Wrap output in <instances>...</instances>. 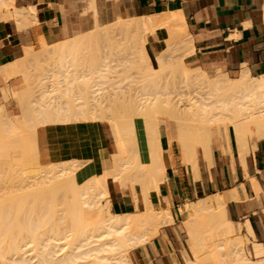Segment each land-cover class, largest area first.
Returning <instances> with one entry per match:
<instances>
[{
	"label": "bare ground",
	"instance_id": "6f19581e",
	"mask_svg": "<svg viewBox=\"0 0 264 264\" xmlns=\"http://www.w3.org/2000/svg\"><path fill=\"white\" fill-rule=\"evenodd\" d=\"M88 1L91 9L97 15L94 5L96 4L95 0ZM179 14L165 13L155 18L119 19L109 25L99 24L95 16V28L90 32L77 33L76 36L64 41L53 42L54 44L52 45H47L42 41L43 51L49 52V55L46 53V57L49 60L47 61L45 56L44 59L41 58V55L40 59L42 60L40 61L43 62H40V64H46L45 61H47V65L51 66L50 59L52 57L50 58V56H58V62H53V60L51 62L53 63V68H58L55 71L59 70V73H56L58 74L57 78L59 83L56 82L58 83H55L56 87H52L58 88V92L63 87L64 90H60V94L61 91L63 92L61 96L56 90L58 96L53 91L55 88L50 90L51 87L47 86L49 90L45 88L46 90L41 92L42 99L39 102L34 103L32 98L31 101L28 100L31 97L28 96L30 95L28 93L31 89L29 79L31 80L30 76L33 73L32 71L30 75V70L31 68H34V70L41 69V65L35 64L36 67L38 65V68H36L32 67L31 63L30 65L28 64L32 52L29 47L24 48L22 58L0 67V75L4 77L6 82L10 79L17 81V77H21L25 84V88H21L22 85L20 84L13 88L7 86L3 89L5 97L7 98L10 94L14 96L15 100L18 99L17 102L19 101L18 104H21L19 105L22 106L23 110L20 118H13L7 111L5 105H3L5 102L0 105V121H4L2 123L0 122V124H3L5 128L7 127L6 130L9 129L11 133L22 132L24 130L22 126L23 122H32L34 134H36V130L40 124H46L48 122L50 116L48 112L51 109L54 112L53 114L58 118H62V123L94 122L99 128L100 120L106 119L105 117L107 116H92L91 113L89 114L90 117L87 115V112L88 110L91 112L95 109V105H104L102 100L106 95L104 90L112 88L111 90H116L117 92L115 91V93L118 95L121 92H125L124 89H127L125 86L127 81V86H136L133 89H139L135 92L138 93V96L134 99L130 95L128 96L131 100L130 98L128 99L126 109L123 111L125 113L121 117L124 123L116 121L115 115H112L114 117H110V115L107 118L117 140V151L112 155L110 162L101 173L97 174L95 170H88L90 166L92 167L91 169H94V164L91 161L82 165L83 161L79 164L74 160H69L63 161L61 170L57 172L50 173L46 170H37L39 173H36L35 179L39 182L31 184L35 180L34 174L30 176L27 173H35L34 171L30 170L28 172L26 171V173L22 171L26 175V178L21 171L15 175V173L0 170V264H34L32 260L36 257H38L36 264H130L127 254L128 244H131L132 241H137V243L134 242L137 245L148 240L146 237L147 232L145 235V231L144 233L142 232L143 229L141 230L142 234L140 227L137 228L139 221L148 225L174 223L177 216L170 207L157 209L149 201L150 193L153 190H158L160 182L165 178V171L168 167L160 141L158 127L160 114L170 116L177 120L184 163L186 165L191 164L194 167L196 177L198 176L197 153L199 145L208 160L212 142L218 138L228 139L230 127L235 134L242 152L244 148L246 149L248 147V145L246 146V142L244 147V141L249 136L251 137L253 134L257 136L264 135V76L254 77L248 72H242L238 78L231 79L226 74L220 73L215 76H209L207 72L199 68H189L184 63L182 56L192 53L193 47L189 36L179 32L178 28H181L183 31L185 30L184 21ZM10 21L14 22L20 31L25 30L31 24L36 23L34 7L18 8L16 7L15 0H0V40L7 36L6 25ZM157 28L168 29L170 38L166 49L160 54H157L158 67L156 68L153 67L154 65L150 61L145 45L147 43V34ZM115 33L116 35L120 33L119 36L121 34L125 35L128 41L125 40V44H122L121 40L118 42L121 44L120 46L115 41ZM113 35L114 37H112ZM112 38L114 40L111 41L110 39ZM100 39H106L107 42L104 40L106 45H102ZM90 45L93 46L90 47ZM124 45L126 46V50L121 48ZM84 47H87L86 49H93L91 53L90 51L88 53L90 49L85 50ZM118 47L122 50L120 51ZM121 52L123 53L121 54ZM176 52L178 54L180 53L179 55L181 57H177L176 55L178 54L175 57L174 54ZM87 53L88 56H83L87 55ZM126 53H129V57H132L129 58L127 56L126 58L124 56ZM82 56L86 57L84 58L85 63L82 60ZM122 56L124 59L121 58ZM34 62L38 63V58L37 62L36 60ZM76 63L80 65L81 71L77 69L79 72L76 70V65L78 66ZM175 63L178 65L177 67ZM43 64L42 67H44ZM57 65L60 66L57 67ZM127 66L130 67L131 72H129L130 69H127ZM173 67H175L174 70L177 71L176 73L180 74V81L185 86L188 87L193 83L204 86L206 90L203 93L193 96L186 102H183L181 99L183 95L179 90L177 92L180 93H176V95H180L178 96V100L175 98V92L168 91L167 93H162L160 83H162L161 81L165 77V72L170 68L173 69ZM44 68L47 69V67ZM124 68L127 69L128 73L125 70L122 71ZM132 69H136V75V72ZM119 72H124V76L114 75ZM132 72H134V75ZM130 74L133 75L132 79V75ZM53 76L56 78V75ZM49 78L53 79L51 77ZM58 85L61 86L60 89L57 87ZM80 86L83 89L87 87L89 89L88 91H90V93L88 92L89 95ZM75 89L79 91L77 92ZM119 90L121 91L120 93ZM71 92L74 94L72 96L73 98L70 96L72 100L68 98ZM80 92H83L84 96L87 95L85 100L82 98L84 96ZM63 96L65 97L63 98ZM106 98L104 102L108 100ZM54 102L56 106L53 108L50 107L49 105ZM178 103H184L186 108L183 112L184 114L178 111ZM127 109L128 111H126ZM92 112L94 113V111ZM126 112L129 113L128 116H126ZM134 117L139 119L138 123L134 120ZM9 130H7L8 134ZM3 137L5 136L3 135L2 139L0 138V157L2 158L3 156L6 158L3 159L8 163L10 150H8L9 152L6 150L7 157H5L4 154L6 152L4 151L9 147L11 149V144H9L11 141L9 142L8 139L9 146L6 147L5 141L7 142L6 139L9 136L5 137V141ZM23 139L20 140L22 141ZM20 140L18 141L20 142ZM246 141L248 144V140ZM21 143L27 144L23 141ZM20 144H15L18 150V147L23 146ZM101 144L103 147L105 146L104 141ZM12 146L15 147L14 144ZM23 148L24 146L22 150ZM14 150L16 151V149ZM16 152L20 153L21 150ZM16 152H14V155ZM20 155H16V157ZM10 163L12 164V161ZM49 174H51L50 177H47L46 175ZM18 175L22 178L19 177L20 179L18 178L17 180ZM28 176L30 177V184L33 185L32 187L35 188L42 184H46V186L35 189L30 187L31 185L29 186V182L27 181ZM31 177L33 179L32 181ZM23 178L25 184L27 181L26 186L25 184L24 186H20L23 182L18 183ZM110 181L113 183L114 189L119 195L129 193L134 196V199H137V188H140L145 207L133 213H115L111 207L112 199L110 198L109 192ZM47 184H50V186ZM95 189L97 190L94 192ZM25 190L34 191L25 194ZM59 190L62 191L60 201L56 200V197L59 195L57 194ZM50 191L54 193L53 202L48 206L52 209L53 221L56 222L58 218L57 221H60L59 223L62 222V225H60L62 229L60 227H54L51 230V234H42L38 233V231L40 229H46V225L50 219H47L45 213L34 218L36 214L34 206L38 202H40V205L42 203L44 204L47 194L51 193ZM97 191L99 194L97 193L96 195ZM255 193L258 195L259 189H255ZM97 197L102 198L99 199ZM236 200H239V194L236 190H233L226 194H217L214 199L207 197L197 202H187L179 209V214L183 219L182 221L188 228V235L193 244V248L199 250L192 252L191 259L183 258L184 264H264V243L254 241L257 237L250 220L247 219L243 224L252 241V246L249 248L250 254L256 260L251 259L247 254L248 250L246 251V248L248 247L245 246V240L241 236V227L236 225L228 215L227 208L229 204ZM89 212H94L93 215L95 217L91 215L94 217L93 219L88 215ZM137 222L138 224L133 230L136 229L137 233L139 231L141 235L138 233L139 235L136 236V233L134 234L136 231L131 230L130 236L128 233L130 230L128 231V229L132 224L136 225ZM63 232L65 233L63 234ZM106 236H111L113 241L112 239H110L112 242L106 241L107 238H104L103 242L102 238ZM68 237L73 238L70 240L71 244L68 242L71 245L70 249L62 253V248L64 246L66 248L68 245L67 242L64 244H60L59 242ZM47 239L54 241L47 245L51 249L44 246L43 241ZM100 239L102 240L101 242ZM32 244H37L42 248L38 252H35L34 256H28L27 254L32 250H26V247ZM91 244L94 245L91 246ZM56 247H59L60 254L62 253L58 255L59 257H56L54 253H59V251L52 250L54 248L56 249ZM89 258L92 259L90 260Z\"/></svg>",
	"mask_w": 264,
	"mask_h": 264
},
{
	"label": "crops",
	"instance_id": "0c3cea01",
	"mask_svg": "<svg viewBox=\"0 0 264 264\" xmlns=\"http://www.w3.org/2000/svg\"><path fill=\"white\" fill-rule=\"evenodd\" d=\"M15 4L18 8L34 7L36 23L23 31L14 22L7 23V36L0 40V67L22 58L25 47L40 48L42 41L52 45L95 28V21L86 22L82 16L86 7L83 0H15ZM104 7L116 21L180 13L184 33L193 47L192 53L184 59L186 63L205 72L226 74L231 79L238 78L242 72L254 77L264 76V0H107ZM150 33L146 36L145 48L152 65L157 66V54L166 49L169 31L157 28ZM17 79H10L13 83L4 88L23 84L21 77ZM8 82L0 75V83ZM158 127L168 167L158 190L149 195L152 206L170 207L177 212L187 202L215 198L217 194L236 190L239 200L229 204V214L232 207L235 218L245 220L243 223L250 220L256 237L264 240V135L247 138L248 144L245 140L244 147L246 142L249 148L242 152L230 128L228 139L212 142L208 160L203 150H198L196 177L194 167L184 163L175 121L158 118ZM36 138L38 161L43 166L69 160L91 161L99 174L116 153L115 141L108 127L101 123L99 128L94 122L40 125ZM255 189H259L258 195ZM109 191L112 210L117 214L133 213L145 207L140 188H137V199L129 193L119 195L111 181Z\"/></svg>",
	"mask_w": 264,
	"mask_h": 264
},
{
	"label": "rangeland",
	"instance_id": "374dc122",
	"mask_svg": "<svg viewBox=\"0 0 264 264\" xmlns=\"http://www.w3.org/2000/svg\"><path fill=\"white\" fill-rule=\"evenodd\" d=\"M85 3H86V8L84 7V9H83V11H82V16L84 17V20L86 21V22H90V21H92V22H94L95 21V12H94V10H92L91 9V7H90V4H89V1L88 0H83ZM104 1H107V0H97V3H96V10H97V18H98V21H99V23H104V22H106V23H114V22H116V17H112V16H110L109 14H107V10H106V8L104 7ZM90 7V8H89ZM85 10V11H84ZM179 29V32L181 33V34H184V31L181 29V28H178ZM168 30V29H167ZM118 33V32H117ZM74 34V33H73ZM115 35H116V33H115ZM118 35V36H117ZM115 37H114V35L112 36V37H114L115 38V41H117V43L118 42H120L121 40V42H122V44L125 42V40L126 41H128V39H127V37L125 36V35H122L121 34V36H119L120 35V33L119 34H117ZM116 37H117V39H116ZM114 38H112V39H110L111 41L112 40H114ZM125 38V39H124ZM170 38V37H169ZM101 40V39H100ZM103 40V41H102ZM101 41H100V43L102 44V45H106V42H107V40L106 39H102ZM104 40H106V42L104 41ZM114 41V42H115ZM167 43H168V41H167ZM120 46H121V44L120 43H118ZM125 44V43H124ZM93 45H90V47H92ZM119 46V47H120ZM87 47H89V46H87ZM87 47H84V49L85 50H88V49H90V50H88V53H89V51H90V53H91V50L93 49H91V48H88V49H86ZM118 47V48H119ZM125 45H124V47H121V48H123V49H125ZM30 50L32 51L31 52V55H30V59H29V62H28V64L30 65V63H31V65H32V67H36L35 66V64H38V65H41V69L39 68V69H36V68H38V65H37V67L35 68L36 70H34V68H31V70H30V75H31V72L33 71V73H32V76H30L31 77V80L29 79V81H30V92H32V93H28V94H30V95H28L30 98H28V100L29 101H31V98H32V100L34 101V103H36V102H39L42 98V93L41 92H43L44 90H46V89H48V87H51L50 88V90H53L55 87H56V84H58L59 82H58V78H57V76H58V74H56L57 72L59 73V70H56L55 71V69H58V68H53V63L51 62L52 60H53V62L54 61H57V55L54 57V56H50V58L52 57V58H54V59H50L51 61H50V64H51V66L49 67L48 65H47V61L49 60V58H47L46 56H47V54L46 53H48V55H49V52L48 51H43V48H42V46L40 47V48H38V47H30ZM36 50V51H35ZM119 50L121 51L122 49H120L119 48ZM126 50V49H125ZM42 51V52H41ZM124 51V50H123ZM125 52V51H124ZM126 52H128V51H126ZM42 53V54H41ZM88 53H87V55H83V56H88ZM123 52H121V54H122ZM46 54V55H45ZM125 54V53H124ZM176 54H178L177 52L174 54V56L176 55ZM180 54V53H179ZM176 55L177 57L178 56H180V55ZM35 55V56H34ZM42 55V56H41ZM190 55V53H188V54H185L184 56H182L183 58V61H184V59L187 57V56H189ZM40 56H41V58H45L46 57V59H47V61H45L46 62V64H43V63H41L40 64V62H43V61H40V60H42V59H40ZM45 56V57H44ZM82 56V60H83V62L85 61L84 60V58H86V57H83ZM89 56H91V55H89ZM118 57H119V55H117ZM124 56H126V58H127V56L129 57L130 56V54L129 53H126V55H124ZM175 56V57H176ZM35 58V59H33V58ZM132 57V56H131ZM131 57H129V58H131ZM174 57V58H175ZM181 57V56H180ZM37 58H38V63H35L34 62V60H36V62H37ZM88 58V57H87ZM117 58V57H116ZM121 58H123L124 59V57L122 56ZM128 58V59H129ZM33 59V60H32ZM76 59H78V58H76ZM90 59H91V57H90ZM118 59V58H117ZM176 59V58H175ZM32 60V61H31ZM81 60V59H80ZM79 60V61H80ZM59 61V60H58ZM57 61V62H58ZM75 61H77V60H75ZM74 61V62H75ZM88 61V60H87ZM86 61V62H87ZM174 61V60H173ZM34 62V63H33ZM44 62V63H45ZM185 63H186V61H184ZM33 63V64H32ZM49 63V62H48ZM60 63V62H59ZM59 63H57V64H59ZM85 63V62H84ZM89 63V62H88ZM42 64H43V66L44 67H47V69L46 68H44V67H42ZM55 64H56V62H55ZM76 64H78V66L76 65V70L77 69H79L80 70V65H79V63H76ZM47 65V66H46ZM130 65V64H129ZM175 65H176V63H175ZM186 65L189 67V68H192V69H195L196 67H192V66H190L188 63H186ZM60 66V65H59ZM58 65H57V67H59ZM178 65H176V67H177ZM29 67V66H28ZM54 69H52V68ZM55 67V66H54ZM153 67H158V62H157V66H153ZM52 70H50V69ZM130 69V67H128L127 66V69ZM43 69V70H42ZM46 69V70H45ZM127 69H121L122 71H124L125 70V72H127ZM175 69V67H173V69H169L168 71H166L165 72V77H164V79H162V83H160V90H161V92L162 93H167L168 91L169 92H175L174 94L176 95V93H180V92H177L178 90L179 91H181L182 92V95L183 96H181V99L183 100V102H186V101H188L189 99H191L193 96H196V95H198L199 93H203L206 89H205V87L204 86H199V85H196V84H193L192 83V85H190V86H185V84L184 83H182L181 81H180V74H177L176 72L177 71H175L174 70ZM179 69V68H178ZM42 70V71H41ZM134 72H136L135 70L136 69H132ZM172 70V71H171ZM44 71V72H43ZM54 71V72H53ZM78 71V70H77ZM81 71V70H80ZM120 71V70H119ZM129 71V70H128ZM175 71V72H174ZM43 72V73H42ZM53 72V73H52ZM79 72V71H78ZM129 72H131V69H130V71ZM134 72H132V74L134 75ZM55 73V74H54ZM128 73V72H127ZM179 73H181L180 71H179ZM208 74H209V76H213V75H215V74H217V73H220V72H215V73H209V72H207ZM41 76H39V75ZM124 74V72L122 73V72H119V73H115L114 75H123ZM126 74V73H125ZM132 74H130V75H132ZM137 74V72L135 73V75ZM50 75V76H49ZM53 75H56V78L53 76ZM133 75L131 76V79L133 78ZM124 76V75H123ZM49 77H51V78H53V79H50ZM120 77V76H119ZM136 77V76H135ZM138 77V76H137ZM127 78V77H126ZM54 79H56V81H54ZM61 79V78H60ZM127 79H129V78H127ZM138 79V78H137ZM123 80H125V79H123ZM139 80V79H138ZM133 81V80H132ZM136 81V80H135ZM52 82V83H51ZM56 82H58V83H56ZM12 83V80H10L8 83H0V105L1 104H3L4 102V104L3 105H5V107H6V109H7V111L11 114V116L13 117V118H20L21 117V114L23 113V110H22V106H20L19 104H18V102H17V100L18 99H16L15 100V97L14 96H12L11 94L6 98L5 97V94H4V90H3V88L7 85V84H11ZM54 83V84H53ZM56 83V84H55ZM127 83H128V81H127ZM127 83H126V87H127V89H124V91L126 92H121L120 90H119V93L120 94H118L117 95V93H115V91H114V89L113 90H111L112 88H109V90L108 89H106V90H104L105 91V94L106 95H108V96H106L105 94V98L106 99H108V100H105L106 102H104V99H102L103 100V103H104V105L102 106V105H100V106H102V107H100L99 105H95L94 106V108L95 109H93L92 111H94V113L91 111H89L88 110V116H90L89 114H91L92 113V116H98V115H100V116H107V117H105L106 119H102V120H100V123L101 124H105L107 127H108V130H109V132H110V134H111V136L113 137V139H114V141H115V149H116V151H117V140H116V137H115V134H114V131H113V129H112V127L110 126V124H109V120L107 119L110 115V117H114V116H112V115H115V119H116V121H119V123H124V121H123V118L121 119V117H123V113H125V112H123V111H125L124 109H126L125 107L127 106V104H128V99L130 98V97H128L129 95L132 97V99H134L136 96H138L137 94L138 93H135V92H137V90H139V89H133V87H136V86H133V87H129V85L127 86ZM36 84V85H35ZM50 86H49V85ZM53 84V85H52ZM124 84H125V81H124ZM22 86H21V88H25V84L23 83V84H21ZM60 85V84H59ZM57 86V87H59V89H60V87L61 86ZM130 85H132V84H130ZM136 85V84H135ZM42 86V88H43V86H44V88H43V90H42V88H40ZM48 86V87H47ZM52 86H55V87H52ZM141 86V85H140ZM185 86V87H184ZM81 88H82V86H80ZM46 88V89H45ZM53 88V89H52ZM63 90H64V88L63 87H61ZM71 88V87H70ZM72 88H74L73 86H72ZM71 88V89H72ZM77 88V87H76ZM81 88H79L78 87V89H80V91H87V95H89L88 94V92L90 93V91H88L89 89H87V87H85L84 89L82 88V90H81ZM140 88V87H139ZM58 89V88H57ZM57 89L55 88L53 91H57ZM62 89H60V90H62ZM187 89V90H186ZM49 90V89H48ZM60 90H59V95L61 96V94L63 93L62 91H61V94H60ZM75 90H77V89H75ZM108 90V91H107ZM127 90V91H126ZM132 90V91H131ZM133 90H134V92H133ZM136 90V91H135ZM174 90V91H173ZM55 91V93L57 94V92ZM79 90H77V92H78ZM103 91V92H104ZM107 91V92H106ZM112 91V92H111ZM114 91V92H113ZM2 92V93H1ZM117 92V91H116ZM81 93V92H80ZM126 95H125V94ZM84 93L82 92L81 93V95H83ZM85 94V95H86ZM110 94V95H109ZM113 94H116V95H113ZM128 94V95H127ZM136 94V95H135ZM172 94V93H171ZM176 95V99L178 100V96H180V95ZM74 94L71 92L70 93V95H69V97L68 98H70L71 99V97L73 96ZM86 95V96H87ZM121 97H120V96ZM135 95V96H134ZM12 96V97H11ZM57 96H58V94H57ZM71 96V97H70ZM84 96V95H83ZM86 96H84V97H82L84 100H85V98H86ZM102 96V95H101ZM113 96V97H112ZM116 97V99H115V97ZM119 96V97H118ZM126 96V97H125ZM174 96V95H173ZM65 96H63V98H64ZM89 97V96H88ZM123 97V98H122ZM73 98V97H72ZM75 98V97H74ZM175 98H173L174 100H175ZM110 99V100H109ZM67 100V99H66ZM65 100V101H66ZM72 100V99H71ZM75 100V99H74ZM87 100V99H86ZM130 100H131V98H130ZM7 102V103H6ZM127 102V103H126ZM17 103V104H16ZM50 107H54V106H56V103L54 102V103H52V104H50L49 105ZM33 107V106H32ZM129 107V106H128ZM178 111L179 112H182V114H184L183 112L185 111V106H184V103H178ZM184 108V109H183ZM51 109V108H50ZM91 109V108H90ZM123 109V110H122ZM181 109H182V111H181ZM122 110V111H121ZM126 111H128V109L126 110ZM49 119H48V122L46 123V124H50V123H62V118L60 117V118H58L55 114H53L54 112L52 111V109L51 110H49ZM119 113V114H118ZM127 113V115L126 116H128V112H126ZM132 113H134V112H132ZM93 114H95V115H93ZM135 114V113H134ZM161 115V114H160ZM119 118H118V117ZM166 116V115H165ZM91 117V116H90ZM104 117H102V118H104ZM117 117V118H116ZM168 117V118H167ZM99 118H101V117H99ZM127 118V117H126ZM135 118V117H134ZM159 118L160 119H163V120H165V121H169V118L170 119H172V120H174L175 121V123L177 124V120L176 119H174V118H171L170 116H166V117H164V116H159ZM124 120H125V118H124ZM134 120H136V122L138 123L139 122V119L138 118H135ZM123 121V122H122ZM1 123L2 122H4V121H0ZM1 126H0V135H2V133H3V135L5 136V137H8L7 139L5 138V137H3V140L4 139H6L7 140V142L5 141V143H6V147H8L9 145H8V139H9V142L11 141V143H9V144H11L10 146H11V149H10V147L9 148H6L5 149V151L4 152H6V154H4L5 155V157H7L6 155H7V151L8 150H10V156L8 157L9 158V161L11 162L12 161V164L8 161V160H6V161H8V163H10V164H8L7 162H5V160L4 159H6V158H4L3 156H2V158L0 157V170L1 171H4V172H12L13 174L15 173V175H16V173L17 172H19V171H24L25 173H26V171L28 172V171H34L35 173H31V174H28L27 173V175H30V176H32V174H34L33 176H34V179H35V177H36V173L38 172L39 173V171H37V170H46V171H48V172H50V173H53V172H57V171H59V170H61V166H62V162L61 163H57V164H51V165H48V166H43V165H41L40 163H39V161H38V151H37V138H36V134H34V129H33V125H32V122H23V129L24 130H22V132H17V133H11L10 132V130L9 129H7V130H9V134H8V131L6 130V128L3 126V124H0ZM40 125H45V124H40ZM231 128V127H230ZM112 130V131H111ZM7 133H6V132ZM2 132V133H1ZM5 132V133H4ZM7 134V135H6ZM2 135V136H3ZM254 136H257V135H255V134H253ZM252 135V136H253ZM2 136H0V138L2 139ZM259 136V135H258ZM12 137H13V139H12ZM16 137H17V139H16ZM19 137H21V138H19ZM23 137H24V139H23ZM10 138H11V140H10ZM19 138V139H18ZM249 138H251L250 136H249ZM20 139H23L22 141L23 142H26L27 144H25V143H21L22 141L20 140ZM218 139H221V138H218ZM223 140H224V138H222ZM221 139V140H222ZM15 140H17L16 142H15ZM18 140H20V142L18 141ZM12 142H13V144H14V146H15V144H20L21 146L23 145L24 146V148H23V150H22V147H18L19 148V150H21V152L20 153H17L16 151H19L16 147L17 146H15V147H13L12 145ZM17 142H19V143H17ZM12 148H13V150H12ZM14 149H16V151L14 150ZM7 150V151H6ZM199 151L201 150V146L199 145V149H198ZM23 151V152H22ZM3 152V153H4ZM14 152H16L15 153V155H14ZM201 152V151H200ZM2 153V154H3ZM8 153V154H9ZM22 156H21V155ZM16 155H20L18 158L16 157ZM14 157H15V159H14ZM204 157V156H203ZM4 158V159H3ZM205 158V157H204ZM206 159V158H205ZM15 160V161H14ZM14 161V162H13ZM77 163H81V161H76ZM90 164H91V162H89ZM89 163H88V166H89ZM86 164V162L84 163V161L82 162V165H85ZM94 166V165H93ZM92 167L90 166V167H88V170L90 169L91 171L93 170H95V167H93L94 169H91ZM105 169V168H104ZM36 170V171H35ZM87 170V171H88ZM15 171V172H14ZM23 173V172H22ZM37 173V174H38ZM24 174V173H23ZM42 174H45V173H42ZM25 175V174H24ZM50 175L51 174H49V175H46L47 177H50ZM20 176H22V174H20ZM19 175H18V177L16 178L17 180H18V178L20 177ZM24 177V176H23ZM25 177H26V175H25ZM44 177V176H43ZM20 178H22V177H20ZM19 178V179H20ZM27 178V177H26ZM29 176H28V182H29V186L31 185V184H36L35 182H37L36 180L37 179H35V180H33L32 179V177H31V181H32V183L30 182V180H29ZM20 181V180H19ZM18 181V183L20 184V183H22L23 182V184L21 185L20 184V186H24V184H25V180H24V178L22 179V181L21 182H19ZM27 181H26V184H27ZM17 182V181H16ZM34 182V183H33ZM39 182V181H38ZM37 182V183H38ZM31 183V184H30ZM26 184H25V186H26ZM48 186H50V184H47ZM28 186V185H27ZM33 185H31L30 187H32ZM42 186H46V184H42V185H38L37 187H35V188H38V187H42ZM32 188H34V187H32ZM34 188V189H35ZM36 190H38V189H36ZM41 190V189H40ZM97 189H95L94 190V192L96 191ZM115 190V189H114ZM26 192H24L25 194L26 193H28V192H33L34 190H25ZM98 191H99V188H98ZM96 192V195H97V193L99 194V192ZM51 193H49V194H47V196H46V198H45V203L43 204H41L40 205V202H38V203H36V205L34 206V209H35V211H36V214L34 215V218H37L38 217V215H41V214H43V213H45L46 214V217H47V219L49 220L50 219V221L48 222V224L46 225V229H40V231H38V233H46V234H51V230H53L54 229V227H60L61 229H62V226H60V225H62V222L61 223H59L60 221H57L58 220V218H57V220H56V222H54L53 221V217H52V209H51V207H49L48 205H51V203L53 202V194L54 193H52V191H50ZM100 192H101V188H100ZM110 192V191H109ZM57 194H59L56 198V200H59V199H61L62 198V191L61 190H59L58 191V193ZM93 194H95V193H93ZM41 195V194H40ZM42 196V195H41ZM97 198H99V199H101L102 197H97ZM211 199H214V197L213 198H211ZM40 200V199H39ZM95 200H97V199H95ZM48 201H49V203H48ZM60 201V200H59ZM100 201V200H99ZM98 201V202H99ZM198 201V200H197ZM196 201V202H197ZM98 202H96V203H98ZM48 203V204H47ZM182 207V206H181ZM180 207V208H181ZM179 208V209H180ZM174 211V210H173ZM230 211H231V215L229 214V206H228V208H227V212H228V215H229V217H230V219L236 224V225H239L240 227H241V236L244 238V240H245V246L246 247H248V248H246V251L248 250V252H247V254L249 255V257L251 258V259H254V260H256V258L255 257H253L251 254H250V251H249V248H250V246H252V241H251V239H250V237H249V234H248V232H247V230H246V228L244 227V224H243V222L245 221V220H242V219H239V218H235L234 216H233V213H232V207H230ZM174 213L176 214V220H175V222L174 223H167V224H161V225H158V224H151V225H148V224H145L144 222L142 223V222H140L139 221V224H138V222L136 223V225L134 224H132L131 226H130V228L128 229V231H126V232H128L129 233V235L131 234L130 232H132V231H136V229L135 230H133L134 228H136V226H137V224L139 225L137 228H139L140 227V232H141V230H143L142 232L144 233V231H145V235H146V232H147V235H149V233H150V235L149 236H147L146 235V237L148 238V240H146L145 242H143V243H140V244H137V245H135V243L134 242H136L137 243V241H132V243L129 245L128 244V247H127V254H128V257H129V262H130V264H184L185 262L183 261V258L184 259H191V255H193V253L192 252H195V251H199L198 249H194L193 248V244H192V242H191V240H190V237H189V235H188V228H187V226H186V224L182 221L183 219H182V217L180 216V214H179V211L177 210V212H175L174 211ZM94 214V212H92V213H90L89 212V216L93 219L94 217H95V215H93ZM91 215H93L94 217H92ZM56 217V216H55ZM54 217V218H55ZM56 219V218H55ZM141 223V224H140ZM146 226H144V225ZM142 225V226H141ZM243 226V227H242ZM144 227V228H143ZM256 227H257V225H256ZM157 228V229H156ZM132 230V231H131ZM139 230V229H138ZM156 230V231H155ZM62 231V230H61ZM140 232L138 231V233L140 234ZM141 232V233H142ZM65 232H63V234H64ZM70 233V232H69ZM68 233V234H69ZM72 233V232H71ZM127 233V234H128ZM136 233V236H138L139 234L137 233V231L136 232H134V234ZM142 233V234H143ZM152 234V235H151ZM141 235V234H140ZM131 236V235H130ZM135 236V235H134ZM135 236V237H136ZM70 237H71V235H70ZM70 237H68L67 239H65V240H62V241H60L59 243L61 244H64V243H66L67 242V245L69 246H66V248H65V246H64V248H62L63 250H61V252L62 253H64V252H66V251H69V249H70V246L71 245H69L68 244V242H70V240L71 239H73V238H70ZM104 238L106 239H109V240H107L106 239V241H110V239H112L111 238V236H106V237H103L102 238V240H103V242H104ZM136 239V238H135ZM257 239V240H256ZM254 241H257V242H261V241H264L262 238H259L258 239V237L256 238ZM101 239H100V242L102 241ZM115 240V239H114ZM105 241V242H106ZM112 241H113V239H112ZM112 241H110V242H112ZM44 242V246H47V245H49L50 243H53L54 241L53 240H51V239H47V240H45V241H43ZM251 243V244H250ZM70 244H71V242H70ZM248 246H247V245ZM94 244H91V246H93ZM89 247H90V245H88ZM42 247L41 246H38L37 244H32V245H28L27 247H26V250H32V251H30L27 255L28 256H34L35 255V252H38V250H40ZM47 248H49V249H51V247H49V246H47ZM194 249V250H193ZM52 250H55V251H59V247L57 248L56 247V249L54 248V249H52ZM193 250V251H192ZM53 252V251H52ZM76 252V251H75ZM78 252V251H77ZM55 254H53V255H55L56 257L60 254V251H59V253L57 254L56 252H54ZM61 253V254H62ZM60 254V255H61ZM110 255V254H109ZM59 257V256H58ZM93 258V257H92ZM92 258H89L90 260L92 259ZM89 259H87V260H89ZM37 260H38V257H36V258H34L33 260H32V262L34 263V264H36V262H37ZM184 262V263H183Z\"/></svg>",
	"mask_w": 264,
	"mask_h": 264
}]
</instances>
